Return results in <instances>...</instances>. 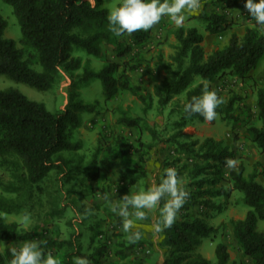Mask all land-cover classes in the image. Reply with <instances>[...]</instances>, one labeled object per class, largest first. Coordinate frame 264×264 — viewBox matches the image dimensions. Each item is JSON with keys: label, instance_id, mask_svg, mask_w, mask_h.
<instances>
[{"label": "rangeland", "instance_id": "obj_1", "mask_svg": "<svg viewBox=\"0 0 264 264\" xmlns=\"http://www.w3.org/2000/svg\"><path fill=\"white\" fill-rule=\"evenodd\" d=\"M87 1L94 3V0ZM99 1L108 11L122 2V0ZM232 1L199 0L200 6L197 10H184L179 25L167 17L163 18L153 28L143 30L147 35L141 46H132L131 51L123 54L124 49L130 44L131 35L117 36L116 40L120 45L101 43L97 56L88 55L82 50H74L72 55L80 58V68L71 73L61 72L54 87L47 91H38L0 75V89H17L28 99L42 103L51 113L67 108L71 102L93 106L88 112L74 111L77 122L74 126H69L68 132L71 141L78 145V149L59 155L65 160L64 165L57 161V166L46 179L28 191L9 194L0 190V197L10 200L17 208L9 214L0 212V218L5 223L15 222L19 229L31 233L32 240L39 243L43 254L53 255L57 258L58 264L63 263L62 258L66 254L77 251L85 256H91L93 259H89L90 264H129L126 250L132 249L138 241L129 248L126 246L131 242L130 233L123 231L122 218L112 211V207L119 204L121 197L126 194L120 187L119 174L115 168L103 164V161L110 158L108 148L115 154L114 139L119 137L127 152L123 165L130 170H144L146 173V176L139 177L130 187L128 196L146 191L158 183L163 178L164 169L170 167L177 170L181 186L191 193L195 192L196 182L202 180L203 184L199 190L202 194L198 199L210 200L214 208L206 207L199 210L197 206H192L186 213L191 217L200 216L207 224L216 228V231L201 239L193 252V257L207 259V253L210 252L211 261H214V247L217 243H223L229 255V263L252 264L243 255L231 232L230 220L242 219L249 208L243 202L242 193L231 189V183L227 179L229 168L226 164L206 167L200 175L194 176L191 156L178 153L172 141L199 143L208 137L221 141L233 152L236 166L242 164L246 175L252 171L256 172V181L264 186V151L261 152L251 142L248 130L251 126L261 127V122L255 117L254 104L257 89L264 87V56L243 79L224 73L221 79L208 85V88L215 90L225 102L234 98L232 118H226L224 113H217V117L211 122L195 120L181 127L176 124L179 121L177 107L184 102L185 94L175 96L164 107L159 106L155 96L156 89L167 76V68L174 67L171 65V56L174 53L176 43L174 32L177 28L195 27L203 36L201 46L205 56L214 50L222 49L231 33L241 37L245 27L255 28L264 33V29L255 25L244 7H229ZM201 11L224 14L231 22V27L222 33L209 34L204 29V22L192 16L198 15ZM0 16L6 22L4 37L12 39L16 47L23 50L24 59L30 66L40 71L34 52L20 42L21 34L12 8L2 0ZM110 62L120 64L121 69L125 68L131 84L138 87L139 94L144 97L146 103L143 104L127 91H119L108 98L97 79L79 81L84 69L98 71ZM132 66L136 68L134 71L129 69ZM195 81L198 82L199 79ZM121 113L138 118L137 125L129 127L118 124L117 119ZM174 136L176 138H173ZM199 163L206 166V162ZM131 176L137 175L130 174L129 177ZM92 178L94 181L90 180ZM0 179L3 183L11 181L8 171L4 168H0ZM221 189L228 193L227 198L205 193L206 190L211 192ZM105 193L109 194L111 204L105 201ZM163 203L162 200L161 205ZM217 207L219 211L216 210ZM155 212L154 219L147 212L142 220L135 216L130 218L133 222L147 225L154 221L156 225L160 220V214L157 208ZM179 216L180 210L176 219H179ZM257 227L264 229V221L259 220ZM153 231L156 230L152 229L150 232ZM45 240L52 242L49 243V251H44L41 246ZM2 242L0 251L23 244ZM73 257H70L71 263ZM136 259L137 257L130 262H135ZM119 260L125 262L120 263ZM139 264H143L142 261Z\"/></svg>", "mask_w": 264, "mask_h": 264}, {"label": "trees", "instance_id": "obj_2", "mask_svg": "<svg viewBox=\"0 0 264 264\" xmlns=\"http://www.w3.org/2000/svg\"><path fill=\"white\" fill-rule=\"evenodd\" d=\"M12 8L17 20L23 46L31 49L40 67L36 71L24 59V52L17 48L12 39L4 37L5 20L0 16V75L24 83L38 91H47L54 87L57 76L62 72L71 73L78 70L81 60L72 55L74 50H82L88 55L97 56L100 44L120 45L117 36L110 31L107 20L108 9L99 0L90 3L87 0H2ZM231 8L244 7V0H233ZM196 18L201 19L204 29L209 34H218L231 27V22L224 14L217 12H199ZM147 33L143 30L131 34L130 44L124 49L129 52L132 46H141ZM175 46L171 56V65L167 68V76L155 91L158 104L167 105L175 96L185 94L184 102L177 107L179 121L183 127L192 121H203L199 114L191 116L184 112V105L193 96L201 94L204 84H213L229 73L235 78L243 79L253 70L259 59L264 56V33L255 28L245 27L243 35L238 37L231 33L227 44L205 56L201 43L203 36L195 27H179L174 32ZM121 54V55H122ZM118 63H107L98 71L84 69L79 76L80 82L97 79L108 98L119 91H127L137 97L143 104L144 97L139 94L138 87L131 84L125 68ZM134 71L135 66L129 68ZM199 79L196 82V79ZM224 101V100H223ZM234 98L223 102L216 109L232 118ZM255 117L261 127H249L251 142L264 151V87L258 88L255 95ZM92 105L71 102L67 108L49 112L42 103L32 101L14 88L0 89V168L8 171L11 181L2 182L0 190L9 194L28 191L39 185L57 166V161L65 164L59 155L78 149L69 136V126L77 122L74 111H91ZM138 118L121 113L117 123L125 126H136ZM179 134V133H178ZM173 138H176L174 136ZM115 154L108 148L109 160L103 164L115 168L119 174L122 191L128 195L130 187L139 177L146 176L144 170H130L123 165L126 155L124 145L119 137H115ZM178 153L191 156L193 162L192 175H200L206 167L224 165L226 159H234V154L221 141L205 138L201 142L172 141ZM206 162V166L199 162ZM228 180L231 189L243 195V202L249 208L242 219L230 220L231 232L243 255L252 264H264V229H258L257 222L264 221V186L256 181V172L245 174V168L238 164L228 169ZM136 174L137 176H131ZM90 180H93L90 179ZM94 181V180H93ZM202 180L196 182L195 192L190 193L180 209L179 219L170 228H162L160 247L165 250L162 264H232L223 243L214 247V261L203 257H193L195 248L203 237L214 234L216 228L207 224L200 216L191 217L186 212L189 207L197 206L199 210L211 207L210 200H199ZM210 196L228 197L221 190L209 191ZM16 206L10 200L0 197V212L12 213ZM219 211V208H216ZM33 239L31 233L19 229L15 222L5 223L0 218V240L9 243H25ZM49 243L45 240L42 247L49 251ZM52 247V246H51ZM105 247V245H104ZM10 247L0 251V264H10L12 253ZM72 252L62 258V264H72L70 257L85 256ZM121 254V253H120ZM93 259L91 256H86ZM123 259V258H122Z\"/></svg>", "mask_w": 264, "mask_h": 264}, {"label": "clouds", "instance_id": "obj_3", "mask_svg": "<svg viewBox=\"0 0 264 264\" xmlns=\"http://www.w3.org/2000/svg\"><path fill=\"white\" fill-rule=\"evenodd\" d=\"M199 6V0H122L108 12L107 20L110 31L116 36L131 35L138 30L148 31L165 17L179 25L185 9L194 11ZM244 8L255 25L264 29V0H244ZM58 70L63 71L59 66ZM223 102V97L218 96L215 90H210L205 83L201 94L193 96L184 105V112L189 116L199 114L204 120L211 122L217 117L216 109ZM236 163L231 158L225 161L230 169H234ZM189 195V191L179 182L177 170L170 167L164 169L163 178L146 191L131 196L123 195L120 203L112 207V211L122 218V229L130 233L129 239L134 242L140 240L142 234L139 231H131L133 228L131 216L142 220L145 218L146 210L157 208L160 220L154 226L155 230L170 228ZM104 199L111 204L108 193L104 194ZM162 200L164 203L161 205ZM10 251L12 253L10 264H58L56 257L43 254L35 240L25 242L19 247H12ZM73 264H90V261L86 256H75Z\"/></svg>", "mask_w": 264, "mask_h": 264}, {"label": "crops", "instance_id": "obj_4", "mask_svg": "<svg viewBox=\"0 0 264 264\" xmlns=\"http://www.w3.org/2000/svg\"><path fill=\"white\" fill-rule=\"evenodd\" d=\"M192 16H197L196 14H193ZM244 32V31H243ZM243 35V33H242ZM156 171V170H154ZM154 171H152L151 176L154 175ZM146 212L151 216L152 219L155 217V208L146 210ZM152 224L147 225L144 223H136L133 222V228L132 230L134 231H139L138 229H143L141 232V239L138 240V244L134 245L135 242L137 241H131L129 244H126V246L129 248L130 246L134 245L132 249L126 250V252L129 255L128 261L129 264H139L141 261L143 264H162L163 262V257H164V252L165 250L160 247V241L162 239V236L160 232H154L151 233L150 231L152 229H155V223L154 221L151 222ZM130 235V234H129ZM139 245V246H138ZM147 250V251H146ZM210 252L207 253V259L211 261L210 258ZM137 257L135 262H130L133 261ZM120 263H124L125 260L118 261Z\"/></svg>", "mask_w": 264, "mask_h": 264}, {"label": "built area", "instance_id": "obj_5", "mask_svg": "<svg viewBox=\"0 0 264 264\" xmlns=\"http://www.w3.org/2000/svg\"><path fill=\"white\" fill-rule=\"evenodd\" d=\"M147 251V250H146Z\"/></svg>", "mask_w": 264, "mask_h": 264}]
</instances>
